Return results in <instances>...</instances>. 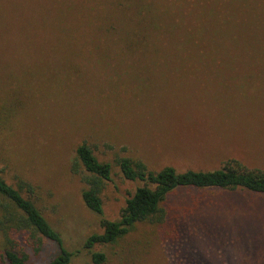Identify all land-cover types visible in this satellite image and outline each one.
<instances>
[{"label": "rangeland", "instance_id": "1", "mask_svg": "<svg viewBox=\"0 0 264 264\" xmlns=\"http://www.w3.org/2000/svg\"><path fill=\"white\" fill-rule=\"evenodd\" d=\"M161 1L175 21L184 10L183 31L196 38L188 48L177 33H158L159 51L151 40L115 45L114 4L127 11L131 0H0V171L34 185L32 198L73 252L70 264H93L94 251L106 254L103 264H264V194L245 189H176L162 204L163 223L84 246L103 227L71 169L83 141L113 163L102 194L112 220L142 185L122 175L116 152L153 170L216 169L230 158L264 169V0ZM205 5L228 14L225 46L198 36L209 19L190 14ZM39 238L20 235L18 247L46 264L59 246Z\"/></svg>", "mask_w": 264, "mask_h": 264}, {"label": "trees", "instance_id": "2", "mask_svg": "<svg viewBox=\"0 0 264 264\" xmlns=\"http://www.w3.org/2000/svg\"><path fill=\"white\" fill-rule=\"evenodd\" d=\"M215 1L217 5V0ZM136 2L137 0H131L130 7ZM138 2V10L129 7L127 11H122V5L126 6V3L115 2V13L118 16L115 18V14L112 13L110 20L119 24L120 36H122L119 41L114 42L115 45L122 42L125 49H136L143 45L147 46L151 40V49L159 51L155 41L158 33L168 36L176 33L181 35L183 46L187 45L184 49L196 39L183 31V23L187 22V19L182 8L178 12L180 20L175 21L171 12L165 10L161 0H138ZM219 13L222 12L216 10V6L205 5L200 11L190 14L197 18L209 19L205 24L197 26L198 36L202 34V38L206 37L202 41H207L209 48L214 45L225 46V41L230 36L228 29L231 27V22L227 20L228 14L220 16ZM214 19L216 26L210 29L209 24ZM163 54L166 58L167 54L165 52ZM180 60L178 62H187L184 59ZM113 162L126 179L142 182V185H139L127 198L117 220L105 217L102 197L106 183L112 179L113 163L101 161L88 141L79 143L75 149L71 169L81 175L86 185L82 191L83 201L91 211L101 216L103 227L101 232L94 233L85 240V248L91 249L95 245L116 243L141 222L163 223L167 211L162 204L171 192L179 188L245 189L264 194V169L249 167L235 158L226 160L216 169L188 168L182 171L173 165L153 170L142 159L118 152L114 154ZM34 194L33 184L22 179L17 184L11 183L0 171V236L4 245L0 256L7 264H38L29 260L28 252L19 249L17 238L24 234L32 238L39 235L40 240L46 238L54 241L60 250L58 255L46 264H70L73 252L64 246L60 232L45 218L32 198ZM91 256L93 264H103L107 261L106 254L101 251H94Z\"/></svg>", "mask_w": 264, "mask_h": 264}]
</instances>
